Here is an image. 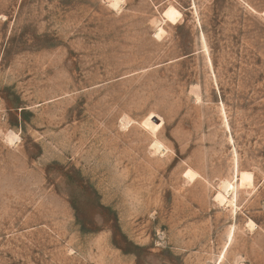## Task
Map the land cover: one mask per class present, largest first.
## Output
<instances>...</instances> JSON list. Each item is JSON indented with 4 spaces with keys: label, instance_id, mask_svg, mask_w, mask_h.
<instances>
[{
    "label": "rangeland",
    "instance_id": "rangeland-1",
    "mask_svg": "<svg viewBox=\"0 0 264 264\" xmlns=\"http://www.w3.org/2000/svg\"><path fill=\"white\" fill-rule=\"evenodd\" d=\"M111 1L0 0V264H264V0Z\"/></svg>",
    "mask_w": 264,
    "mask_h": 264
},
{
    "label": "bare ground",
    "instance_id": "bare-ground-1",
    "mask_svg": "<svg viewBox=\"0 0 264 264\" xmlns=\"http://www.w3.org/2000/svg\"><path fill=\"white\" fill-rule=\"evenodd\" d=\"M110 3L112 4L113 7H116V8L120 7L119 0H112ZM164 15L168 21L174 22L176 21V19L180 17L181 14L173 6H168L164 12ZM162 32L163 30L161 29V27H157L155 30L156 37H160ZM13 138L15 137H12V139ZM151 147L153 148L152 150H154V153L158 154V156L163 155L165 152V148L159 142H153ZM184 177L186 178L188 182H194L196 179L195 174L191 170H187L184 173ZM250 182H251V174L248 172H240L239 176L236 177V179L233 182L224 181L220 183L219 186H220L221 192L217 193V195L215 196V200H217L218 203H220L221 205L229 206L232 210H234L236 207L235 201H236V194H237L238 187H244L250 184ZM226 195H229L230 198H227ZM249 227L251 228L254 227L252 222H249ZM231 234H229V238H231ZM222 258L223 257H221V259Z\"/></svg>",
    "mask_w": 264,
    "mask_h": 264
}]
</instances>
